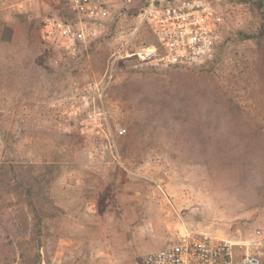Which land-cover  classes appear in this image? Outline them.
<instances>
[{"label": "rangeland", "instance_id": "obj_1", "mask_svg": "<svg viewBox=\"0 0 264 264\" xmlns=\"http://www.w3.org/2000/svg\"><path fill=\"white\" fill-rule=\"evenodd\" d=\"M212 2L227 24L215 62L134 70L128 59L108 84L127 44H157L141 2L72 56L42 45L44 0H0V163L58 167L42 233L0 184V264H143L190 230L244 240L264 228V9Z\"/></svg>", "mask_w": 264, "mask_h": 264}, {"label": "built area", "instance_id": "obj_2", "mask_svg": "<svg viewBox=\"0 0 264 264\" xmlns=\"http://www.w3.org/2000/svg\"><path fill=\"white\" fill-rule=\"evenodd\" d=\"M50 14L44 19L40 41L49 50L75 55L80 43L102 27L112 12L137 2L143 4L157 44L135 50L127 44L106 70L110 84L121 61L136 59L134 70L201 66L215 58L223 14L212 0H44ZM143 264H264V228L244 240L221 238L209 231L190 230L165 247L146 255Z\"/></svg>", "mask_w": 264, "mask_h": 264}, {"label": "trees", "instance_id": "obj_3", "mask_svg": "<svg viewBox=\"0 0 264 264\" xmlns=\"http://www.w3.org/2000/svg\"><path fill=\"white\" fill-rule=\"evenodd\" d=\"M254 1H256L257 6L261 10L264 9V0ZM261 34L262 37H264L263 29L261 30ZM252 38L257 39L259 37L258 35H244L241 39L249 40ZM211 62H215V60ZM207 73L208 74H205L206 77H202V80L205 82L209 77L215 75L211 69L208 70ZM217 87H220L219 83ZM166 99L167 96L163 95L162 102L166 103ZM260 133L264 134V129H261ZM10 134V132L3 133L6 144L10 143ZM57 174L58 167L54 163H45L41 166L17 161L0 163V184H4V187H6L9 193H15L23 200L24 204L33 215L34 229L38 233L43 232L46 220L53 218L51 211L54 209V206L48 195V190L56 180Z\"/></svg>", "mask_w": 264, "mask_h": 264}]
</instances>
